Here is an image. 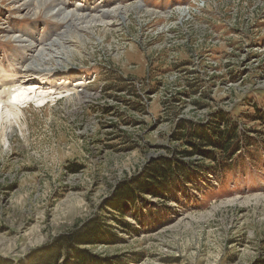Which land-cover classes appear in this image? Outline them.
Here are the masks:
<instances>
[{"label":"rangeland","instance_id":"obj_1","mask_svg":"<svg viewBox=\"0 0 264 264\" xmlns=\"http://www.w3.org/2000/svg\"><path fill=\"white\" fill-rule=\"evenodd\" d=\"M68 1L0 0V93L47 92L1 99L0 264H36L98 221L114 242L79 249L104 264H264V0ZM221 111L237 150L184 156V125ZM185 159L196 167L173 202L137 192L125 218L109 208Z\"/></svg>","mask_w":264,"mask_h":264},{"label":"trees","instance_id":"obj_2","mask_svg":"<svg viewBox=\"0 0 264 264\" xmlns=\"http://www.w3.org/2000/svg\"><path fill=\"white\" fill-rule=\"evenodd\" d=\"M229 113L231 112H219L216 117L214 116L212 120L213 122L209 125H198L193 124L190 121L187 122V124L184 125L183 129L180 131L181 134L179 136L182 141L185 140V142L188 143L185 148L186 153H183L184 156L192 158L199 155L203 161V163H201L202 165H208V163L215 165L214 162L218 163V161L217 157L213 154L214 152L222 154L224 156V158H222L223 160L225 157L228 158V155H232L233 152L237 150L238 144L233 147L237 137V131L236 128H232ZM223 126L225 127V130L222 129ZM174 150V148H170L169 150L171 154V161H173L172 159L176 154ZM204 151H206V153ZM185 160V162H176V164L166 161L164 164L165 166H153L154 168L150 170L145 178L138 181V183H135L134 189L132 187L126 188L123 194H121L114 201L110 202L109 208L120 217L125 218L127 210H132L131 206H134L137 202V192L140 196H147L149 194L164 199V202H173L175 199H172L170 195V193H172L171 191H173V186L176 183L179 188H182L184 185H190V180H188L186 174H190L192 169L196 167V165L191 162L189 163L187 159ZM216 167L217 166H215V168ZM139 211L140 209H137L136 211L134 210V212H136L135 216L132 215L134 221H140L137 215V213L139 214ZM127 225H129L128 228L132 227L134 229L133 225L127 223H124V228H126ZM115 236V233H113L109 225L98 221L92 224V227H88L81 233H78L76 238L69 237L66 240L64 238L55 240L54 248L52 247L51 251L44 258L37 259L35 263L58 264L63 256L62 254L65 251H68V253L73 256L68 264H100L101 262H99L98 259L90 258L86 252L81 251L79 248L84 245H107L114 242ZM2 264H13V262H2ZM107 264L120 263L118 261H114L113 263L108 262Z\"/></svg>","mask_w":264,"mask_h":264},{"label":"bare ground","instance_id":"obj_3","mask_svg":"<svg viewBox=\"0 0 264 264\" xmlns=\"http://www.w3.org/2000/svg\"><path fill=\"white\" fill-rule=\"evenodd\" d=\"M70 1V0H69ZM68 1V2H69ZM17 2V0H16ZM66 2V1H65ZM83 4V3H82ZM82 4H78V7L81 6ZM86 6V5H85ZM101 8V7H100ZM99 8V9H100ZM30 9V8H29ZM37 9V8H36ZM83 10V9H82ZM31 11V10H30ZM79 11V10H78ZM66 12V11H65ZM112 12V11H111ZM124 12V11H123ZM28 13V12H27ZM64 14V13H63ZM63 14H61L60 16L63 17ZM77 14V13H75ZM106 14V12H103L100 17L104 16ZM92 15V14H91ZM124 15H125V12H124ZM72 17V16H71ZM86 18V17H85ZM78 18L77 20H75L73 22V24H76L77 23H82V24H86L87 26L90 25L89 21L88 20H91V21H94L95 23H100L101 22L105 25H108V23L106 24V22H103L102 20H100V18H96V17H91V18ZM125 17H123V19H125ZM72 31V30H71ZM60 39V38H59ZM52 53V52H51ZM53 54V53H52ZM42 55V54H41ZM24 72V71H23ZM28 72V71H27ZM33 74V73H32ZM9 76V75H8ZM27 76V75H26ZM14 77V76H13ZM19 81V80H18ZM21 81V80H20ZM33 82V80L31 81H26L25 83L23 82H20L19 84L16 85V83L14 82H9L7 84H4L3 85V93H0V104L1 103H4L2 99V96L3 94L8 95L7 97V100H8V103L13 107V108H17L16 106H18V104H24L26 103L27 101H31L33 98L32 97H40L42 98L43 100L46 99V93H41V92H38L37 90L39 88H36V84L35 83H31ZM41 84V83H40ZM81 84V83H80ZM14 89V91H12ZM75 88L73 90H71L72 92H75ZM71 91H67V92H71ZM81 91V90H80ZM80 91H77V92H80ZM53 92V91H52ZM55 94V93H54ZM37 101V100H36ZM40 101V100H39ZM6 102V101H5ZM43 103V102H41ZM8 105V104H7ZM8 115H11L12 116V113H8Z\"/></svg>","mask_w":264,"mask_h":264}]
</instances>
